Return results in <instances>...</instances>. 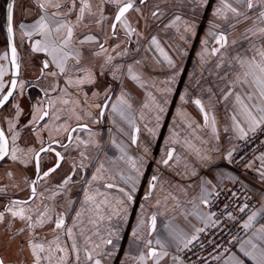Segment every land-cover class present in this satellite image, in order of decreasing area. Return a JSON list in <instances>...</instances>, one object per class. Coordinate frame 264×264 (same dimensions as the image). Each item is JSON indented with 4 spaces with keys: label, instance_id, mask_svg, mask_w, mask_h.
I'll use <instances>...</instances> for the list:
<instances>
[{
    "label": "crops",
    "instance_id": "crops-1",
    "mask_svg": "<svg viewBox=\"0 0 264 264\" xmlns=\"http://www.w3.org/2000/svg\"><path fill=\"white\" fill-rule=\"evenodd\" d=\"M92 3L94 8H97L100 0H92ZM137 3L139 4V0H137ZM216 3L217 0H209L208 6L199 7L192 0H148L147 5H140L144 18H141L134 11L128 14L132 27L141 33L139 37L133 35L131 41L128 40L119 25L117 26V37L110 38L111 30L109 25L114 18L115 8L110 4H105L104 15L109 19L105 22L103 31L95 25L96 18L93 17L91 18V27H77L74 39H82L85 34L92 33L97 35L100 41L103 42L107 36L109 37L106 44L108 49L107 54L112 55L115 59H113L111 64L105 65L103 69L104 74L100 75L105 55L97 57L93 56L91 51H89V49L98 48V45L88 44L81 46L77 44L76 47L84 49L85 58L81 61V66L90 68L96 74L95 84L86 83L77 88L74 85H66L65 80L68 75H72L75 78V76L81 75V73H65L57 77L46 76L37 79L39 77L38 69L41 66V61L46 57L43 53H32L31 45L35 40L40 39V37L33 35L29 38L23 35V32L27 29H21L20 25H31L38 18L40 12L33 0H15L13 7V28L20 65L19 78L23 81V88H19L22 94L19 96V101H17L18 98L15 100L17 102H14V107L19 103L24 110L19 118L16 129V131L21 132L16 145L23 149L24 152L18 153L20 159L15 162L9 158H5L0 163V189H4L3 192H0V212L5 210L10 201L26 200L30 197V184L37 176V171L34 153L27 155L25 153H27L29 148L38 150L46 139L51 141L49 139L50 135L55 140L63 142L68 133L63 132V130L59 133L55 131L56 127L63 124L69 126V132L74 126L77 127V131L72 134L70 145L66 148L68 150L62 151L64 159L61 167L49 177L38 180L36 184L37 196L29 205L25 206L33 210L29 214H32L35 220L36 213L43 212L45 206H47L50 209L49 215L55 217L63 213L66 227H72L73 221L76 218V212L80 211L82 206L85 209L89 207L82 204L84 190L89 188L88 182L91 181L92 175L96 173L101 163L104 164L107 171L103 173V180L92 183L91 188H89L90 193H94L99 188L101 192L105 193L112 208L120 210L125 206L127 207L126 219L124 218L125 214L121 211L119 216L113 215L110 221L107 218L100 220L94 213L83 212L80 222H77L78 226L74 229L77 245L81 249L82 264L84 262L83 249L86 247L84 243L86 236L91 237L93 244L101 245V255L97 257L101 259V264H137L136 260L132 259V257H138L141 252L146 254L148 251L143 245V239L138 241L132 235V231L137 227L141 216H143L146 223L144 228L140 230L139 235L145 239H151L153 241L152 246L157 251L161 249L155 244V240L160 238L166 244V250L169 253L168 256L160 260V264H174L172 257L176 256L175 252L177 248L175 244L168 243V239L166 238H169V232L164 226L170 223L174 229L188 235H191L195 228H205L204 223L195 216H186V213L192 211V205L188 201L193 196L198 195L201 178L211 181V184L208 185L211 191L213 186L216 189L220 184L233 183L232 179L229 178L230 174L239 177V180L243 181L244 185H246V189L257 198L258 206L256 209H258L261 206V195L264 194V184L260 182L258 173L254 169L260 167V162L255 160V156L250 160L254 161L253 169H245L244 167H234L224 159L227 150L231 147L229 138L233 135L232 132L226 133L224 131L225 126L230 123L227 119L230 110L226 112L224 105L218 103L220 94L215 87L217 79L214 75L210 74V70H214L215 68L216 59L212 58L206 65L202 66L197 55L201 49V41L207 37L211 26L210 21L214 19L212 10ZM156 4L165 13L159 21H155L151 17V11L155 10L153 6ZM53 10L49 9L50 12ZM258 10V8L250 10L249 15L254 18ZM176 15H180L183 20L196 25L195 37H192L190 34H184L185 40H182L180 38L181 34H183L182 25L180 26L181 32L179 33L174 28L168 29L167 32L161 31L164 24H167ZM71 19L75 21V14L72 15ZM215 22L222 26L219 30L229 32V41L234 38L239 39L245 28L252 26V19H249L247 22L237 25L236 29L231 31L224 24L223 20H216ZM151 35H158L162 47L175 61L177 68L183 69L173 83H168V81L175 72V69L169 68L163 57L154 49L149 48ZM212 43L213 41L209 38V45L211 46ZM261 43H264V41H261ZM117 45L119 47H116ZM245 46H247L246 42ZM114 48L115 51H113ZM137 48H139V51H137ZM125 50H127L126 55H117V53L125 52ZM5 53H7L8 58L0 59V68L4 70L2 82L5 85L3 91L0 92V96L4 95L8 90L7 88L12 78L8 46L2 48L0 57H3ZM157 60L160 62L157 63ZM136 61H140V63L137 64ZM73 63L74 61L69 60V66ZM117 65L120 68L116 71V78H113L112 72L116 70ZM129 65L141 77L145 87H140L136 81L129 78L127 74ZM48 71L57 70L53 65H50ZM54 86L55 90H53ZM109 87L111 88L109 92L111 100H109V107L105 108L104 116L101 118L99 117L100 109L95 108L93 105L103 102L104 91ZM209 87L216 93V97L212 103L215 105L214 114L217 121L219 140L214 138L210 127L196 128L194 124L193 128H188L184 117L178 113V109H182L184 113H187L195 120L196 124L203 125L202 114L192 101L200 98L203 103L207 104L210 94L206 89ZM167 88H171L172 92L166 94L163 90ZM202 89H205V91H202ZM122 90L132 104L130 114L140 128L138 145L131 144L132 127L127 121L111 110V104L115 103ZM45 91L48 92L47 96L45 95ZM32 92L36 94L32 95L31 101L30 94ZM93 92H98L100 95L95 97L93 96ZM149 92L161 104L164 103L165 99L168 100L158 128H156L155 111L150 110L152 105L148 97ZM185 92H187V103L180 100V96L185 95ZM49 100L53 101L52 108L48 109L50 117L58 115L60 119L56 120L46 117L44 121L39 122V125H31L29 128H24L23 125L28 124L30 120L29 113L32 110V106L43 102L42 106L47 108ZM64 100H68V103L64 104ZM28 101L30 102V106ZM8 103L0 111V127L6 131L11 149L13 146L11 140L13 133L9 131L7 123V120L11 118L7 117L4 113L2 114L3 109L7 108ZM144 103H148L150 108H143ZM206 110H209L210 115L212 114V110L207 108ZM12 111L10 115L14 116L15 109ZM89 112L91 113V118L87 115ZM141 113H143V119H141ZM76 115L81 116L79 121H77ZM94 120H98V122H93ZM46 123L50 126L49 129L43 128V125ZM82 124H87L88 127L86 129L79 128L78 126ZM32 128H35L36 131H32ZM148 128L155 129L156 135L154 137L148 132ZM120 129H123V131H120ZM173 131L178 133L180 138V143L175 145L168 143ZM37 133L39 138H37ZM185 139L190 142L191 147L184 144ZM113 140H115L116 145H122L128 155L134 158L144 157V168L142 169L144 175L140 178V183L137 185L133 202L126 203V205L116 203L117 198L126 199L118 191V188L123 187L128 190L129 187L121 179V174L128 176L134 173H131V169L125 161L119 159L121 152L116 145L112 144ZM80 141H87V146ZM237 142L235 139L232 140V144H237ZM144 146L149 148L148 154L143 152ZM168 147H175L176 152L174 156L179 155L181 160L179 163L175 159L170 161L172 167H165L162 164L158 165L157 161L164 156L165 150ZM217 148L219 151L216 150ZM197 149H199V155H197ZM81 152L85 153L86 159L80 155ZM41 155L40 170L43 171L47 168L48 163L54 162L55 158L45 153ZM202 157H208V159H203ZM21 160L25 161L26 164L21 163ZM74 165L75 169L73 168ZM185 165H187V168H185ZM193 170L196 172L195 176H191V171ZM177 173H180V175H177ZM153 174L159 175L160 182H158L153 196L145 201L143 197L147 190L148 180ZM68 175H72V181L67 186V189H58L57 186ZM185 176L187 178H183ZM105 183H113L117 187L106 189L103 187ZM161 185L163 190H161ZM175 185H181L186 188L187 195L181 192ZM189 185H192V187H188ZM55 192H59V194L53 197V193ZM169 193L177 197L180 204L179 208L176 207L177 200H173ZM103 198L98 197L97 201L99 202ZM157 200H160L158 206L156 204ZM69 201H71L70 207ZM141 205H144V207L141 208ZM201 208L205 212L210 211L209 206L202 205ZM154 213L157 214V227L156 231L151 232V235H149L148 224H150V217ZM108 214L110 213L106 210L105 216ZM11 219L10 214L6 213L3 223H0V258L5 260V264H32L31 253L25 243L29 238L27 232L17 237L16 242L11 246H7L8 232L6 231V227ZM90 219L96 222L90 223ZM261 224H264V219L258 218V223H255L254 229L249 231L247 236H250L252 231ZM23 226V222L16 219L13 222L12 231L14 232ZM52 228L53 225L51 223L45 224L43 227H37L35 229V241L43 242L47 246L48 242L55 235L61 234L60 230L54 233ZM81 228L84 230L83 235L80 234ZM95 232H99V235H94L93 233ZM109 232L115 234L109 236ZM101 237L104 239L110 238L113 243L105 245L102 243ZM61 242L69 249L67 264H76L75 256L71 252V241L68 240L67 236L61 234ZM19 244L24 245L23 252H19ZM232 252L242 256V253L239 252V245ZM61 255V253H55L52 264H57V259ZM227 256L228 254L222 256L218 264H224ZM244 259L245 264H252V261L247 258ZM147 264H155V261L148 259Z\"/></svg>",
    "mask_w": 264,
    "mask_h": 264
},
{
    "label": "snow or ice",
    "instance_id": "snow-or-ice-1",
    "mask_svg": "<svg viewBox=\"0 0 264 264\" xmlns=\"http://www.w3.org/2000/svg\"><path fill=\"white\" fill-rule=\"evenodd\" d=\"M36 7L39 9L38 18L31 25L21 24V29H27L23 32V35L31 38L33 35L39 36L40 39L35 40L31 45V51L34 54L43 53L45 59L41 61V66L39 67V79L40 77L52 76L57 77L64 75L65 73H81V75L75 76L68 75L66 77L65 83L69 86H76L77 88L83 86L84 84H95L96 83V74L90 69L81 66V61L84 57V49L81 47H76L77 44L83 46L88 44H96L98 48L89 49L93 56L105 55L104 64L101 65L100 75H103V69L105 65L111 64L113 59L112 55L107 54L108 49L106 47L107 39L105 37L103 42L100 41L99 37L95 34L88 33L83 36L82 39H74L75 31L77 27L83 26L89 28L92 26L91 18L95 17V25L98 28H101L103 31V26L105 22L109 19L104 15V5L110 4L115 8L114 18L112 19L111 24L109 25L111 30V37H117V26L123 29L125 36L131 41L133 35L139 37L141 33L137 32L128 19V14L130 12L138 13L141 18L143 17V11L140 5H147L148 0H100L99 6L94 8L92 0H33ZM199 7H204L209 5V0H192ZM15 0L12 3L8 4V27H7V39L8 46L11 48L12 53V65L18 70L20 65L17 63V54L16 48L13 46V7ZM79 5V7H77ZM155 10L151 11V17L155 21L161 20L165 15L164 11L160 9L159 5L156 4L153 6ZM259 9L253 18L249 15L250 10ZM49 9H54L49 11ZM75 14V21L71 19L72 15ZM213 21H210V28L207 33V37L201 41V49L197 53L200 64L206 65L210 59L215 58V68L210 70V74L214 75L217 79L215 87L218 89L220 94V100L218 103L224 105L226 112L230 114L227 116V119L230 123L225 126L224 131L232 132L233 135L229 138V144L231 147L227 150V154L224 157L229 164L235 163L233 154L238 151V146L232 144V140L241 141L245 144L250 142V140L256 136L258 132H264V0H217L215 7L212 10ZM249 19H252V26L245 28L244 32L241 34L239 39H232L229 41V32H226L221 29V25L216 23V20H223L224 24L231 31H234L237 25L247 22ZM183 34L180 38L185 40L184 34H190L192 37L196 35V25L187 20H183L180 15L174 16L167 24H164L161 31L167 32L168 29H176L179 33L181 32V27ZM209 38L213 41L212 45H209ZM187 42V41H186ZM245 42L247 46H245ZM116 47H119L117 45ZM149 48L154 49L163 60L167 63V66L171 69H175V72L170 77L168 83H173L183 69H179L176 66L175 61L168 55L165 49L162 47L158 35H151L149 40ZM115 51V48L113 49ZM139 51V48H137ZM127 50L122 53H117V55H126ZM7 53L0 59H7ZM69 60L74 61V63L69 66ZM160 61L157 60V63ZM137 64L140 61H136ZM50 65H53L57 71H48ZM120 68L119 65L116 66V70L112 72L113 78H116V71ZM127 74L129 78L133 81H136L140 87H145L144 82L141 80V77L133 71L131 65L128 66ZM4 75V70L0 68V92L3 91L5 85L2 82ZM11 87L14 90L17 87V80L13 79L11 81ZM21 89L23 88V82L20 83ZM55 90V86L53 87ZM111 88L105 89L104 91V100L102 103H96L93 106L100 109L99 117L104 116V109L109 107V100L111 96L109 92ZM166 94L171 93L172 89L167 88L163 90ZM205 91V89H202ZM206 91L210 94L207 104L203 103L200 98H196L192 103L196 106L198 111L202 114L203 125L196 124L195 120L192 119L187 113H184L182 109H178V113L184 117L185 123H187L188 128H193V125H196V128L201 127H210L211 132L215 139L219 140V135L217 132V121L214 114L215 105L212 101L216 97V93L213 92L212 88L209 87ZM22 94V93H21ZM45 95H48V92L45 91ZM87 95V94H85ZM100 93L93 92V96L98 97ZM13 96V91L9 90L6 94L0 96V108H3L4 105L9 101V97ZM148 97L151 100L152 108L150 110L155 111V119L157 121L156 128L159 127V121L162 118V114L165 112V105L168 103V100L165 99L164 103L161 104L156 98L152 95L151 92L148 93ZM182 102L187 103V92L185 95L180 96ZM64 104L68 103V100L63 101ZM43 102H40L39 105H33L32 110L29 113L30 120L28 124L23 125L24 128H29L31 125H39L40 121H44L46 117H50V112L48 109L52 108L53 101H48L47 108L42 106ZM143 108H150L148 103L143 104ZM212 110L210 115L209 110ZM132 109V104L126 98L124 91H121V94L117 97L115 103L111 104L112 112L118 114L123 120L132 127L133 134L130 136L131 144L138 145V134L140 128L137 126L135 119L131 116L130 112ZM24 110L19 103L15 105V114L13 118L8 119V128L13 134L11 136L12 147L9 148V141L6 137L4 131L0 129V161H3L5 158H9L12 161H17L20 159L18 153H23L24 150L19 148L16 145V141L20 138L21 132L16 131L19 118L23 114ZM91 118V113H87ZM56 120H59L58 115L53 117ZM77 121L81 119L80 115H76ZM141 119H143V113H141ZM93 122H98L94 120ZM49 125L46 123L43 125L44 129H49ZM81 129H86L87 124H82L78 126ZM147 127V126H145ZM61 130L68 133V140H72L71 132H76L77 128H72L69 132V126L67 124L60 125L55 128V131L59 133ZM148 132L154 137L156 131L154 128H148ZM32 131H36L35 128H32ZM123 131V129H120ZM95 135V134H93ZM127 135V133H126ZM37 138L39 135L37 133ZM49 139L53 143L60 144L59 141L55 140L51 135ZM81 143L87 146V141H80ZM168 143L175 145L180 143V138L178 133L173 131L169 137ZM264 143V141H261ZM112 144L116 145L115 140L112 141ZM184 144L191 147L190 142L185 139ZM61 147L67 148L66 144H60ZM99 147V145H97ZM119 148L121 155L120 160L125 161L131 169V173L128 176L121 174V179L126 185H128V190L123 187H119L118 191L123 194V197L126 199H116V203L120 205H126V203H131L134 200V195L137 191V185L140 183V178L144 175L142 169L144 168V157L140 156L134 158L131 155H128L125 148L122 145H116ZM219 151V149H216ZM52 152L55 154L56 163L50 167L47 171H44L42 175L40 174V158L41 153ZM143 152L148 154L149 148L147 146L143 147ZM175 147H168L165 150L164 156L157 161V164H162L165 167H172L170 161H175L179 163L181 157L175 155ZM34 153L35 166L37 171V180L31 181V195L28 200H13L10 201L9 205L5 207L3 212H0V223H3L5 214L8 213L11 216L9 220L6 231L8 232L7 236V246H11L16 242L17 237L22 236L25 232L28 233L29 238L26 240L27 248L31 253L32 264H52L55 253H61L57 259V264H67L69 258V249L64 246L61 242V234L67 236L68 240L71 241V252L75 256L76 264H82L80 251L81 249L77 245L76 234L74 229L78 226L77 222H80V218L84 211L94 213L96 217L100 220L107 218L109 221L112 219V216H119L121 211L125 214L124 218L126 219L127 207L123 209L116 210L110 206V203L105 196V193L101 192L99 188L95 190L94 193H90L89 188H91L93 182H97L104 179L103 173L107 171L103 163L100 164V167L97 168L96 173L92 175L91 181L88 182L89 188L84 190V200L83 205H88L89 207L85 209L83 206L80 211L76 212V218L73 221L72 227H66L65 216L63 213L53 217L49 215L50 209L45 206L43 212H37L35 220L33 219L32 209L30 207H25L29 205L30 202L36 198L37 190L36 184L39 179H44L49 177L52 173H55L57 169L61 167V161L64 159L63 155L56 151L50 143L47 147L43 145L40 147L39 151L33 148L27 150V154ZM199 149H197V155H199ZM80 155L87 158L84 152H81ZM203 159H208V157H202ZM255 160L260 162V167L254 169L258 173L260 182L264 184V152L255 157ZM31 162V161H27ZM21 163L25 161L21 160ZM254 161H249L244 164L245 169H253ZM75 169V165L73 166ZM187 168V165H185ZM11 175V173H9ZM180 175V173H177ZM196 172L191 171V176H195ZM187 178V176L183 177ZM229 178L232 179L234 183L239 182L242 185V190H246V185L243 181L239 180V177L229 175ZM72 181V175H68L62 180V182L57 186L58 189L65 190L67 186ZM160 182V177L157 174L151 175L148 180L147 190L144 195V200H149L157 184ZM211 184V181L201 178L199 184V193L197 196H193L188 203L192 205V211L186 213L187 215L195 216L198 220L202 221L205 227L209 225L212 227L217 226V220L213 219L217 214L215 212H205L202 210L201 206H210L212 200L210 197L213 195L219 196V192L215 190V186L210 191L208 185ZM106 189H112L117 187L113 183H105L103 185ZM178 187L181 192L187 195V189L181 185H175ZM188 187H192L189 185ZM161 190H163L161 185ZM4 189H0V192H3ZM231 191V190H229ZM59 192L53 193V197L58 195ZM173 200H177V197L169 193ZM98 197H104L97 201ZM232 198H237V193L232 192ZM251 199V197H246V200ZM198 201V203H197ZM157 206L160 204V200L156 201ZM71 206V201H69V207ZM144 205H141L143 208ZM176 207L179 208L180 204L177 200ZM224 208L227 209L228 205L225 204ZM249 209V204L245 202L238 207L240 213H246V210ZM108 210L110 214L105 216V211ZM67 211V209H65ZM226 214L228 220H236V217L233 216L231 212L222 213ZM258 218L264 219V194L261 195V206L256 210H251L250 214L246 215V219L243 220L241 228L247 232L251 231L255 227V223H258ZM19 219L23 222L24 226L12 231L13 222ZM90 223H95V220H89ZM51 223L53 225L52 231L54 233L57 230H60L61 234H57L54 238L48 242L47 246L43 242L35 241V229L37 227H43L45 224ZM145 220L143 216L138 220L137 227L133 229L132 235L136 240L143 239V245L147 248V253L141 252L138 257H132L136 260L137 264H147L148 259H153L155 264H160V260L168 256L169 253L166 250V244L160 239L155 240V244L161 249L157 251L154 248L153 241L151 239H145L139 235L140 230L145 226ZM157 227V214H152L150 217V224H148L149 235L151 232L156 231ZM168 229L169 244H175L178 251H182L185 248H188L193 244L194 241L199 239V234L205 230V228H195L194 232L191 235L187 233L177 231L174 229L171 224H166L164 226ZM80 234H84V230L81 228ZM94 235H99V232L93 233ZM115 233L109 232V236L114 235ZM101 241L105 245H111L113 243L112 239H104L101 237ZM233 242L239 245V252L242 253V256L237 255L231 251V248L226 247L224 249L225 253H228L227 259L224 260V264H245V259L252 261V264H264V224H261L258 228H255L252 231L250 236L247 238H238L232 236L230 240L227 241L229 245ZM86 247L84 251V262L83 264H101V259L97 258L101 255V245L93 244L90 236L85 237L84 241ZM54 245V247H53ZM182 246V247H181ZM220 247V245H216ZM19 252L24 251V245H18ZM214 260H220L221 256H213ZM172 260L174 264H184V261L179 258V256H173ZM0 264H5V260L0 258Z\"/></svg>",
    "mask_w": 264,
    "mask_h": 264
},
{
    "label": "built area",
    "instance_id": "built-area-1",
    "mask_svg": "<svg viewBox=\"0 0 264 264\" xmlns=\"http://www.w3.org/2000/svg\"><path fill=\"white\" fill-rule=\"evenodd\" d=\"M261 141H264V132H258L247 144L238 141L236 144L238 151L233 154L236 162L231 165L243 168L244 164L253 157L264 152V143H261ZM215 190L219 192V196L213 195L210 197L212 204L209 209L217 214L216 217H213L217 220V226L212 227L209 225L205 227V230L199 234V239L194 241L192 245L182 251L176 250V256H179L184 264H218L219 260H214L213 256L219 255L222 257L228 254L224 252L226 247L231 248V251L237 248L238 244L235 242L231 245L227 243L232 236L246 237L241 225L243 220L246 219V215L257 208V198L249 190H242V185L239 182L220 184ZM232 192L237 193V198H232ZM246 197H251V199L246 200ZM245 202L249 204V209L246 210V213H240L238 207ZM225 204L228 205L227 209L224 208ZM226 212H231L236 220H228L226 214H222ZM216 245H220V247H216Z\"/></svg>",
    "mask_w": 264,
    "mask_h": 264
},
{
    "label": "water",
    "instance_id": "water-1",
    "mask_svg": "<svg viewBox=\"0 0 264 264\" xmlns=\"http://www.w3.org/2000/svg\"><path fill=\"white\" fill-rule=\"evenodd\" d=\"M13 2V0H8L7 1V4H6V18H5V32H6V36H7V27H8V4L9 3H12ZM12 27H13V19H12ZM12 43H13V46L16 48V54H17V47H16V44H15V36H14V28H13V41H12ZM7 46H8V39H7ZM8 51H9V58H10V62L12 61V53H11V48H9V46H8ZM17 63L19 64V62H18V56H17ZM11 67H12V80L13 79H16L17 80V86H18V83H19V77H20V67H19V70H18V74H16V75H14V73H17V69L12 65V63H11ZM11 80V81H12ZM16 89H17V87L13 90L12 89V87H11V85H10V87H9V89H8V91L9 90H12L13 91V95H14V93H15V91H16ZM7 93V92H6ZM13 97V96H12ZM12 97H9V101L11 100V98ZM8 101V102H9ZM7 102V103H8ZM6 103V104H7ZM5 104V105H6ZM4 105V106H5ZM1 109L2 108H0V111H1ZM105 110V109H104ZM72 128H77L76 126H74V127H72ZM71 128V129H72ZM0 129H2L3 131H4V133H5V135H6V137L8 138V141H9V148H10V140H9V137H8V135H7V133H6V131L3 129V128H1L0 127ZM70 132H71V130H70ZM73 134V132H71V135ZM68 142H69V140H68ZM55 144V145H57V146H59V144H57V143H53V142H47L45 145H43L44 147H47L49 144ZM39 149H40V147L38 148V150L37 151H39ZM56 151H59V150H57V149H55ZM60 152V151H59ZM61 153V152H60ZM42 154V153H41ZM62 154V153H61ZM63 155V154H62ZM35 160V159H34ZM2 161H0V163H1ZM60 163H62V161L60 162ZM34 180H37V176L34 178ZM29 198H27L26 200H28Z\"/></svg>",
    "mask_w": 264,
    "mask_h": 264
},
{
    "label": "rangeland",
    "instance_id": "rangeland-1",
    "mask_svg": "<svg viewBox=\"0 0 264 264\" xmlns=\"http://www.w3.org/2000/svg\"><path fill=\"white\" fill-rule=\"evenodd\" d=\"M13 26H14V20H13ZM5 37L7 38V36H6V32H5ZM7 47V43H6V45L4 44V43H2V44H0V51L2 50V48L3 47ZM20 79V78H19ZM11 80H12V78H11ZM21 82H23L22 81V79H20L19 80V83H18V86H17V89H16V91H15V93H14V95H13V97L11 98V101L8 103V105L6 106L7 108H5V109H3V111H2V114L4 113L7 117H9V118H13V116H11L10 115V113L11 112H13L12 110L13 109H15V107H14V102H17V101H19V96H20V94H21V92L19 91V88H20V83ZM10 85H11V82H9V85H8V88L7 89H9V87H10ZM6 89V90H7ZM8 91V90H7ZM6 91V92H7ZM32 91V90H31ZM6 92H5V94H6ZM36 93L35 92H32L31 94H30V100L32 101V95H35ZM34 97V96H33ZM18 98V100L17 101H15L16 99ZM29 102V101H28ZM29 106H30V102H29ZM28 111V110H27ZM39 145H40V143H39ZM47 171V170H46Z\"/></svg>",
    "mask_w": 264,
    "mask_h": 264
},
{
    "label": "trees",
    "instance_id": "trees-1",
    "mask_svg": "<svg viewBox=\"0 0 264 264\" xmlns=\"http://www.w3.org/2000/svg\"><path fill=\"white\" fill-rule=\"evenodd\" d=\"M8 0H0V44L6 45L7 38L5 37V18H6V4Z\"/></svg>",
    "mask_w": 264,
    "mask_h": 264
},
{
    "label": "flooded vegetation",
    "instance_id": "flooded-vegetation-1",
    "mask_svg": "<svg viewBox=\"0 0 264 264\" xmlns=\"http://www.w3.org/2000/svg\"><path fill=\"white\" fill-rule=\"evenodd\" d=\"M67 137H68V135H67ZM67 137H66V139H65L63 142H60V144H66L67 147H68V146L70 145V142H71V141L68 142V138H67ZM47 142L49 143V142H52V141H49L48 139H46L43 145H45ZM60 144H59V146L53 144L52 147L55 148V149H57V150H59V151L62 153V151L65 150L66 148L61 147ZM66 150H68V149H66ZM45 154H46V155H51V156H53V157L55 158L54 162H56V157H55V154H54V153H52V152H48V153H45ZM62 154H63V153H62ZM41 156H42V155H41ZM54 162H50V163H48V166H46L47 168H46L45 170H43V171L40 170V174L42 175V173H43L44 171H46V170H48L50 167H52V166L55 164ZM62 162H63V160H62ZM40 168H41V164H40ZM39 180H40V179H39Z\"/></svg>",
    "mask_w": 264,
    "mask_h": 264
}]
</instances>
